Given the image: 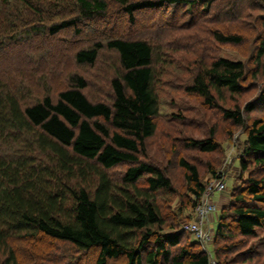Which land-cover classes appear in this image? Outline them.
<instances>
[{"label":"trees","instance_id":"16d2710c","mask_svg":"<svg viewBox=\"0 0 264 264\" xmlns=\"http://www.w3.org/2000/svg\"><path fill=\"white\" fill-rule=\"evenodd\" d=\"M198 1L0 0V56L18 46L41 50L42 42L47 45L69 31L79 36L81 23L99 28L110 18V2L133 23L142 11L193 7ZM213 1L204 6L209 10ZM257 1L264 10V0ZM223 14L229 17V11ZM260 19L255 70L249 74L242 63L224 58L199 63L185 89L188 94L218 108L216 100L226 93L241 95L247 80L264 84V16ZM188 20L176 26L197 23L194 17ZM97 31L75 51L74 61L93 66L103 50L115 56L109 103L88 100L80 76L69 77L67 88L56 96L42 95L33 102L22 101L0 81V264H22L13 242L39 239L70 245L84 257L94 255L93 264H209L200 243L189 242L179 222L164 221L160 204L180 193L166 169L143 158L158 115L154 49L142 39L113 38L101 26ZM212 37L221 44L244 41L227 28L214 30ZM219 108L245 135L239 167L246 178H240L229 204L213 218L212 255L215 264H264V89L243 108ZM254 111L262 116L250 117ZM217 147L212 130L207 139H191L185 146L202 153ZM1 150L10 153L1 155ZM176 164L187 192L178 218L185 216L184 209L193 211L207 183L196 164L181 156ZM121 165H126L124 171L115 175Z\"/></svg>","mask_w":264,"mask_h":264},{"label":"rangeland","instance_id":"374dc122","mask_svg":"<svg viewBox=\"0 0 264 264\" xmlns=\"http://www.w3.org/2000/svg\"><path fill=\"white\" fill-rule=\"evenodd\" d=\"M207 2L208 0H200L193 7L172 6L157 11H142L134 16L133 23L122 13L119 5L110 2L107 11L110 18L107 16L106 22L103 20L100 26L101 29L111 31L113 38L142 39L154 49L152 65L156 73L158 115L155 119L156 133L147 142L143 158L150 164L166 169L174 187L180 193V196L177 194L176 197L169 198L170 202L160 204L167 225L179 222L180 226L185 227L197 223L199 218L203 222L206 221L205 217L197 215L195 208L193 211L184 209V217H175L178 211L183 209L181 203L187 200L183 171L176 164L180 156L196 164L204 183L216 180L217 176L213 177L212 170L224 180L225 189L211 196L216 213L213 212V216L208 215L207 219L211 228V240L207 247L212 251L215 232L213 230L216 225L211 224V219L218 218L221 210L229 204L230 191L240 185V178H246V174H241L239 167L245 135L243 130L224 119L219 107L233 110L236 106L243 108L248 103L255 102L258 94L264 89V84H253L251 80H247L244 85L246 89L241 95L231 96L226 93L223 99L216 100L218 108L206 107L201 98L188 94L185 89L191 85L192 78L197 73V65L208 63L211 59L224 58L240 62L247 73H252L255 70L254 60L259 39L262 37L260 18L264 16V10L255 4L259 3L257 0H214L209 10L204 6ZM226 11H229V17L224 16ZM191 17L195 18L196 24L185 28L176 26V23L189 22ZM175 18L179 21L176 22ZM92 24L81 23L83 33L79 36L69 31L51 39L47 45L42 42L41 50L30 47L22 49L24 47L18 46L1 55L0 81L7 91L17 94L22 101L33 102L42 95L56 96L61 89L67 88L69 77L80 76L87 84L84 94L88 100L93 103H109L112 96L109 82L118 66L115 56L103 50L98 62L93 66L78 65L74 61L75 51L81 49L84 42L92 40L88 36L93 37L101 32L94 33L100 26L93 29L96 26ZM226 28L242 36L244 41L236 45L217 43L212 37V32ZM31 44L29 41V45ZM3 72L9 73L2 74ZM261 116L262 114L254 111L250 117ZM211 130L218 145L215 152L202 153L196 149L185 148L191 139H207ZM173 145L179 147L177 152L172 149ZM4 147L7 150L5 145ZM3 150L1 151L4 152ZM8 152L10 153L7 151L1 155H7L5 153ZM47 160L42 157L44 163L50 164ZM168 162L172 164L169 165ZM125 166H118L115 168L117 173H113L119 176ZM188 220L190 223L185 224ZM203 222L202 229L206 230V224ZM186 239L189 242L195 241L188 233ZM13 246L22 259V264L94 262V255L85 254L84 257L83 253L75 251L70 245L49 243L43 239L13 242ZM200 247L202 248L201 245ZM110 264L120 263L115 261Z\"/></svg>","mask_w":264,"mask_h":264},{"label":"built area","instance_id":"2783aa9c","mask_svg":"<svg viewBox=\"0 0 264 264\" xmlns=\"http://www.w3.org/2000/svg\"><path fill=\"white\" fill-rule=\"evenodd\" d=\"M224 189V180L218 174L215 181L210 182L205 186L204 192L202 193V196L200 197V200L195 207L197 215L205 217L206 221L203 222L199 218V221L197 223H191L184 227L185 231L189 235H192L195 241L200 243L204 253L209 256V264H215L212 251H210L207 247L211 240L210 221L207 222L208 215L211 214V216H213L212 213H216L215 205H213L211 201V196L215 195L216 193L222 192ZM202 222L206 224V230L202 229Z\"/></svg>","mask_w":264,"mask_h":264},{"label":"clouds","instance_id":"9594fccd","mask_svg":"<svg viewBox=\"0 0 264 264\" xmlns=\"http://www.w3.org/2000/svg\"><path fill=\"white\" fill-rule=\"evenodd\" d=\"M214 218V217H213ZM213 218L211 220H213ZM210 231H211V228H210Z\"/></svg>","mask_w":264,"mask_h":264},{"label":"crops","instance_id":"0c3cea01","mask_svg":"<svg viewBox=\"0 0 264 264\" xmlns=\"http://www.w3.org/2000/svg\"><path fill=\"white\" fill-rule=\"evenodd\" d=\"M212 224V223H211ZM213 225V224H212Z\"/></svg>","mask_w":264,"mask_h":264}]
</instances>
